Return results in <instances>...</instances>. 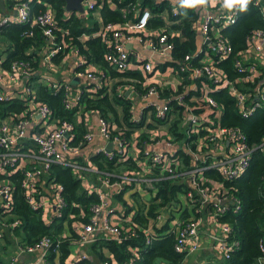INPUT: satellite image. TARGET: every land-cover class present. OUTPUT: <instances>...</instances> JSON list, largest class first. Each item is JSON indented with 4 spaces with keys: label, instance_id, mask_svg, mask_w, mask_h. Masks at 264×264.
Here are the masks:
<instances>
[{
    "label": "built area",
    "instance_id": "built-area-1",
    "mask_svg": "<svg viewBox=\"0 0 264 264\" xmlns=\"http://www.w3.org/2000/svg\"><path fill=\"white\" fill-rule=\"evenodd\" d=\"M111 1L113 2V0ZM141 1L137 0L134 3L132 17L123 22H105L101 28L92 34L100 35L109 43L110 49L106 53V59L114 68L119 70L136 68L140 69L146 76L143 92L138 91L132 83L121 84L119 86L120 92H125L124 88L128 87L130 92L128 94L125 92L126 95L136 90L149 100L155 96L159 98L161 95L159 87L162 83H166H161L158 78V73L163 72L162 66L157 65L150 55L148 58L136 59L126 43L137 36L146 42L147 47L154 54H158L164 61H167L173 58L175 43L172 37L176 34L181 35L182 30L167 26L163 29L149 30L148 23L153 13L150 7L141 6ZM84 3L87 11L96 7L95 0H84ZM255 3L260 6L261 15L264 18V2L255 0ZM207 4L213 5L216 9L207 12L202 24L206 45L203 44L194 51L186 53L179 64L180 68L186 70L188 76L192 77L195 82L191 83V80L187 81L183 78L180 79L179 83L173 84L166 75L164 79L171 82L172 90L167 96L168 99L165 97L161 103L156 100H149L154 109L151 120L144 121L141 115L136 116L133 102V117L140 120L142 124L133 129L130 135L126 134L125 129L120 124L110 121L99 112V133L106 141L112 142V148L107 149L106 145L103 144L94 153L102 151L111 158L116 156L121 162H133L134 165L129 163L131 167H134L133 169L143 165H148L150 168L158 166L164 172V175L159 176V178H174V181H183L188 185L185 192L186 198L185 200L182 199L180 203L181 207H194V201L199 199L200 210H205L215 220H219L218 215L228 210L230 203H235L237 198L222 179L207 174L205 170L208 167H214L222 174V177L237 176L248 166L254 145L249 142L243 131L221 123L222 109L216 98L207 91L209 83L204 78L209 79L215 88L229 85L239 105L240 112L244 116H248L258 106L263 105L264 28H257L251 34L248 39V48L243 50L241 56L236 59V66L239 69H247V78L254 79V76H259L258 64L262 65L263 68V77L261 80L256 79L258 80L257 85L252 89L248 87L249 89L244 90L236 84V82H241V78L232 79L227 71L219 65L221 59L227 57L233 50L232 44L223 35L222 29L238 20L239 7L236 6L234 9L228 10L223 7V0H209ZM172 9L174 13H177L176 4L173 5ZM25 21L29 22L32 27L28 32L29 34H34V28L38 25L41 27L44 36L49 39L48 48L44 54L48 68H52L53 64L56 63L53 61V56L65 50L66 47H70L69 50L78 53L80 64L85 65L87 62L85 55L81 53L78 45L72 44L71 39L67 37H72L69 34L70 30L59 29L53 8L46 7L37 13H33L29 0H17L13 9L9 11L0 9V23ZM58 29L60 30V38H58ZM92 34L83 32L79 37L84 39ZM252 50L257 53L255 54L260 57L262 63L246 61L248 64L245 65V59L243 60L242 56ZM199 54H201L199 63L193 62V57ZM190 59L191 62H188ZM170 64L172 65V63ZM172 67H175L174 64ZM32 72L31 63L27 59L14 58L7 65L0 60V99L18 94L15 92L14 86L19 84L22 85L19 95L27 98L26 110L18 117L6 116L0 119V264H15L22 252L35 254L29 264H48L47 254L50 248L53 247L58 252V256L60 252L57 244L61 238L57 244H53L54 238L51 234H43L33 243L27 240L23 228V217L13 210L16 185L11 174L16 170L22 169L23 175L20 185L27 202L32 207L41 208L43 219L49 223L56 216L62 214L65 203L64 185L52 180L48 183L44 177L54 162L71 166L81 178L84 177L83 170L99 172L104 184L117 185L119 189H122L125 184H131L129 182L138 181L131 172L119 173L112 169H100L91 160L90 155L92 154L88 155L89 163L78 158L83 154L84 146L91 142L96 134L87 129L78 143L71 142L75 136L73 121L66 119L57 121L56 118L52 117L51 106L37 98L36 89L29 79ZM176 72L180 73L177 68ZM75 74L78 77L86 76L92 83L94 82L90 89H95L102 83H109L110 80L114 81L108 70L98 68L90 63L85 67L76 69ZM45 82L55 89L65 87L64 104L66 107L80 104L82 86L78 87L77 84L63 81L50 74L45 75ZM201 88L204 89L202 99L199 97ZM173 100L182 104L181 109L185 110L181 115L180 130L182 133L180 135H175L170 129V125L175 119L172 116L175 109L174 105L171 104ZM201 106L203 107L201 108ZM185 114H187L186 119ZM156 117L163 118L164 121H157ZM33 120H37L43 129L34 130ZM163 124L168 126L167 129L173 135L166 138V143L172 148L142 149L141 143L146 140L151 141V138L156 142L161 140L158 138V134L149 135L147 132L151 133L153 128H158ZM227 142L228 150L221 155H216L210 150ZM260 145H264V139ZM186 155L190 156V163L185 162L184 157ZM179 175H181V179L178 178ZM86 188L89 192L95 191L99 198L91 205V212L87 221L83 219L72 221V229L77 232V236H71L67 239L68 243L90 245L99 237L121 240L124 236L121 226L123 223L133 220L137 208L135 204L125 216L119 217L113 213V209L109 206L107 193L93 186L86 185ZM158 188L159 186L151 190V197L157 194ZM201 211L198 217L190 216L189 219H182L180 213L175 215L174 210L165 207L161 208L154 218V223L161 224L172 216L169 229L176 230L175 246L177 250L185 252V257L200 245ZM63 224V230L59 235H71V227L68 225L67 219L64 220ZM16 228H19L20 233L15 231ZM150 228L151 224L148 228L146 227V231L151 230ZM231 228L229 222L221 221L222 233L217 235L214 245L217 250L223 253L225 259H228L229 250L236 243V241L228 239ZM261 247L264 252V241L261 242ZM132 251L136 252L135 248ZM109 252L112 253L110 250ZM86 256L85 252L76 257L73 255L74 261H71L83 260ZM130 260H133V257ZM183 260L178 263L167 264H182ZM102 263L118 264V261L112 253L107 255V259L102 260ZM256 264H264V256H260Z\"/></svg>",
    "mask_w": 264,
    "mask_h": 264
},
{
    "label": "trees",
    "instance_id": "trees-1",
    "mask_svg": "<svg viewBox=\"0 0 264 264\" xmlns=\"http://www.w3.org/2000/svg\"><path fill=\"white\" fill-rule=\"evenodd\" d=\"M53 7L58 27L69 29L67 36L72 44H77L81 53L85 55L86 61L95 62L108 70L114 81L112 84L102 83L95 89H90L91 84H82L80 104L73 107H66L64 104L65 87L58 89L52 88L47 82L40 78L38 73L43 49L49 44V39L44 36L41 27L36 25L34 34L28 32L32 29L31 24L25 22L0 23V34L6 39L4 51L6 52L4 64H8L14 58H24L30 61L32 75L30 82L37 92V98L47 102L52 108V117L57 121L63 119L73 121L75 136L71 142L78 143L87 130V125L82 114L88 109H95L101 115L112 122L120 124L125 129L127 135L142 122L133 117V100L125 92L121 93L120 85L132 83L140 92L145 90V74L136 68L119 70L114 68L106 59V53L110 45L100 35L92 34L88 38H80L83 32L92 33L99 26V20L92 22L86 20L83 14L76 11H68L65 8L66 0H47ZM96 7L100 6L102 19L104 22L119 21L132 17L134 14L133 5L137 0H95ZM176 4L178 11L173 12V4ZM33 13L47 7L46 0H29ZM141 6L151 8L153 15L149 19L148 26L156 27L164 24L163 11H168L170 18L174 19L173 25L182 30V34L174 35L173 58L168 62L180 71L182 75H189L186 70L180 68V60L186 53L197 48V31L195 22L198 17V10L195 7H181L179 0H142ZM91 10H89L90 12ZM92 12H90V16ZM257 28H264V18L261 15L260 6L252 0L248 11H240L238 20L222 29L223 35L232 44V52L222 58L221 65L232 79L241 78V82H236L238 87L247 90L248 87L257 85L258 80L263 77L262 65L258 64L259 76L254 79L247 78V69L242 70L236 66V59L241 56V52L248 48L249 37ZM57 30L60 35V30ZM70 47H66L53 56V61L58 64L62 62ZM201 54L193 57L192 61L199 63ZM244 60V59H243ZM191 62V59L188 60ZM254 63L253 61H249ZM244 64L248 62L244 60ZM164 66V65H162ZM243 77V78H242ZM199 79V78H198ZM208 83L209 91L218 101L222 109L221 123L233 126L243 131L250 143L254 145L252 156L248 166L243 172L232 178L222 177V174L214 167H208L207 174L222 179L235 194L237 201L230 203L228 210L218 215L221 221L231 224V231L228 234L229 240L236 241L235 245L229 250L230 256L224 260L223 264H256L260 256H264L261 242L264 241V145L260 142L264 139V104L258 106L251 114L244 116L239 109L236 98L232 94L230 86L215 88L212 82L204 78ZM258 79V80H256ZM189 81V80H188ZM242 85V86H241ZM166 86V85H163ZM161 95L165 97L171 93V87H159ZM200 96L204 94L201 88ZM191 94V93H190ZM174 108H181L175 100L171 102ZM27 98L16 94L12 97L0 99V119L6 116L18 117L26 110ZM203 106H201L202 108ZM198 109H200L198 107ZM82 117H79V115ZM181 113L172 121L171 131L175 135H180ZM157 121H164L157 118ZM100 169H115L123 164L116 156L109 157L105 152H96L91 155ZM185 162L190 163V156L184 157ZM128 161V160H127ZM129 162V161H128ZM130 163V162H129ZM134 165L133 162L130 163ZM159 168L158 166H155ZM22 169H18L11 174L15 183L14 208L16 213L23 217V228L27 240L31 243L37 241L43 234H51L54 238L53 244L60 242L57 246L58 252L52 247L47 254L48 264H82L83 260H74L71 257V248L68 240L71 236H77V232L72 229V221L83 219L87 221L91 212V205L98 200L95 191H88L84 186L83 180L75 170L68 165L54 162L50 165L45 174V180L61 182L64 185L65 203L62 214L56 216L52 222H46L42 215L41 208L32 207L26 200L21 189L20 181ZM181 179V175L178 176ZM159 186L157 194L149 200L139 199L136 196L134 204L137 207L131 222L122 224L123 238L115 240L103 238L98 243L105 245L112 253L118 264H167L178 263L185 257V252L176 249V230L169 229L170 216L166 222L161 224L154 223V218L161 208L169 207L175 211V215L180 213V218L198 217L200 214L201 203L195 200L194 207H181V192H186L187 184L183 181H174V178H160L157 181ZM118 198L123 197V192L116 194ZM180 209V210H179ZM182 209V210H181ZM67 219L71 227V235L62 236L59 233L63 230V222ZM151 224V230L146 231ZM15 231L20 233L19 228ZM98 245L94 243L98 255L102 260L107 259L103 251L98 250ZM135 248L136 252L132 249ZM58 256V257H57ZM133 257V260H130ZM73 260V261H71ZM204 264H216L213 261H206Z\"/></svg>",
    "mask_w": 264,
    "mask_h": 264
},
{
    "label": "crops",
    "instance_id": "crops-1",
    "mask_svg": "<svg viewBox=\"0 0 264 264\" xmlns=\"http://www.w3.org/2000/svg\"><path fill=\"white\" fill-rule=\"evenodd\" d=\"M17 0H4L5 8H1L5 11H9L14 8V4ZM173 2H176L177 0H172ZM264 2V0H262ZM47 7H52V5L46 0ZM175 4V3H174ZM173 4V5H174ZM198 10V17L195 22V28L197 31V48L202 46L203 44L206 45V42L204 41V33H203V21L205 19V15L208 11H214L216 8H214L213 5L206 4V5H197L196 6ZM92 11L95 14V17L92 18L93 14L90 16V12L87 11V8L84 13H81L76 10L78 14H83V17L88 21L91 22L95 19L99 20L100 26L94 30L93 32L97 31L99 28H101L104 25V21L102 19L100 6L95 7L92 9ZM164 17V24L156 26V27H148L149 30L151 29H163L164 27L169 28H176L173 23L175 22L174 19L170 18L168 11H163L161 13ZM172 29V30H174ZM92 32V33H93ZM89 33V32H88ZM91 33V34H92ZM88 37V36H87ZM6 39L0 34V60H2V63L4 64V60L6 57V52L4 51ZM127 47L130 49L131 54L136 59H143L148 58L149 55L155 60V63L157 65H164L161 67V70L163 72L158 73V78L160 82H166L162 83V87H171V82H167V79H164L167 75V78L172 80V83H179L180 79H186L187 81L191 80V83L195 82V80L188 75H182L181 73L176 72V68L172 67V65L167 61H164L161 56L158 54H154L150 50L149 47H147V44L144 40H140L139 37L134 36L132 41H127ZM48 48V46H47ZM46 52V48L43 49L41 54V62H40V68H39V75L42 80L45 81V75L50 74L51 76L61 79L66 82H73L76 74L75 70L79 68L80 61H79V55L78 53L73 52L72 50H69L68 53L64 56L62 62L59 64L56 62L52 68H48L47 62L45 60L44 54ZM255 51L247 52L243 54V59L246 61H257L262 63L259 56L255 54ZM95 66L98 68H103V66L93 62ZM161 63V64H160ZM7 65V64H5ZM165 71V72H164ZM170 71V73H168ZM80 82L77 83L78 87H81L82 84H90L92 81L86 77L82 76L79 77ZM31 79V76L29 77ZM113 80L109 81V84H112ZM166 85V86H163ZM21 84L15 85L14 89L15 92L19 94V91L21 89ZM242 86V85H241ZM125 92L128 90V87H125ZM169 95V92H168ZM167 95V96H168ZM132 98L134 102V114L136 116L141 115L142 120H151L153 118L154 109L151 107L152 104L149 103V100H156L157 102L161 103L163 99H165L164 95H160V97H154L150 98L149 100L145 99L143 95L136 92V90H133L129 95H127ZM166 96V99H168ZM178 110L174 109V113H172V116L176 118L179 114V112L183 115L185 110L183 111V108H177ZM85 121L87 125V129L94 131L95 138L88 142L83 149V154L78 156V158L83 162H88V155L93 154L95 150L101 147V145L105 144L107 147L108 141L103 138V136L99 133L98 129V118H99V112L95 109H88L85 112ZM83 113V114H84ZM82 114V115H83ZM185 119L187 117V114L184 115ZM33 129L34 130H42L43 126L39 124L37 120L32 121ZM186 126V124H185ZM167 125H161L158 128H153L149 133V135H152L153 133L158 134V138L161 140L159 142L154 141L151 137V141H144L141 143L142 149H171L172 146H169L166 143V138L173 136L169 129H167ZM228 142L227 143H221L216 148L210 149L213 153L216 155H221L225 153L228 150ZM91 156V155H90ZM95 163V162H94ZM120 168L118 169H112L119 173H127L131 172L133 173L138 181L129 182L131 184H125L122 189H119L117 185H106L102 182V179L100 177L99 172H95L92 170H83L84 177L82 178L83 183L88 186L96 187L97 189L107 193V199L109 201V206L113 209V213L116 216L123 217L127 214L128 211H130L134 207V200H136V196L141 199H149L152 196V189L157 188V181L159 176H163L164 172L160 170V168H156L153 166L150 168L148 165H143L141 167H131L129 163L126 161H123V164H121ZM94 173V174H90ZM162 178V177H161ZM86 185H84L86 187ZM123 192L124 199H120L116 196L117 193ZM186 196L184 192H181V199L185 200ZM201 224H200V245L199 247L192 251L190 254L186 255L185 259L183 260L182 264H204L206 261H213L216 264H223L224 263V255L221 251L217 250L215 248V241L217 235H220L222 233L221 229V221L215 220L209 213H207L205 210L201 211ZM123 220V219H122ZM173 225V222H172ZM82 227V226H81ZM67 232L69 230L67 229ZM99 242L103 240V237L98 238ZM94 241L90 245H80L78 243H72L70 244L71 248V257L74 255V257L81 255L85 252L87 256L83 259L82 264H103L102 259L99 257L97 249L93 246L96 242L98 245V250L103 251L106 255H111L112 253L109 252L108 248L105 245H102L98 243L97 241ZM35 257V254L32 252H22L20 254L19 260L15 264H29L31 260Z\"/></svg>",
    "mask_w": 264,
    "mask_h": 264
},
{
    "label": "clouds",
    "instance_id": "clouds-1",
    "mask_svg": "<svg viewBox=\"0 0 264 264\" xmlns=\"http://www.w3.org/2000/svg\"><path fill=\"white\" fill-rule=\"evenodd\" d=\"M209 0H179L181 7L192 8L197 5H206ZM252 3V0H223V7L232 10L236 6L239 7V10L242 12L248 11L249 5Z\"/></svg>",
    "mask_w": 264,
    "mask_h": 264
},
{
    "label": "water",
    "instance_id": "water-1",
    "mask_svg": "<svg viewBox=\"0 0 264 264\" xmlns=\"http://www.w3.org/2000/svg\"><path fill=\"white\" fill-rule=\"evenodd\" d=\"M0 7L1 8H5V3H4V0H0ZM65 8L66 10L68 11H79L81 13H84L85 10H86V6H85V3H84V0H66V3H65ZM80 82V78L78 76H75L74 80H73V84H77ZM130 92V90L128 89L126 91V94H128ZM112 142L110 141L108 144H107V148H112Z\"/></svg>",
    "mask_w": 264,
    "mask_h": 264
},
{
    "label": "rangeland",
    "instance_id": "rangeland-1",
    "mask_svg": "<svg viewBox=\"0 0 264 264\" xmlns=\"http://www.w3.org/2000/svg\"><path fill=\"white\" fill-rule=\"evenodd\" d=\"M91 12H92V14H93V16H92V18H94L95 17V14H94V12L91 10ZM88 63H90V64H94L92 61H87L86 63H85V65H83V64H80V66H79V68H82V67H85ZM55 64V63H54ZM53 64V65H54ZM78 69V68H77ZM76 71V70H75ZM91 84V86H89L90 88L91 87H93V85H94V82L93 83H90ZM79 115V114H78ZM82 116H84V118H85V113L82 115ZM81 115H79V117H82ZM107 149H110V148H107ZM121 161V160H120ZM90 174H94V173H90Z\"/></svg>",
    "mask_w": 264,
    "mask_h": 264
}]
</instances>
